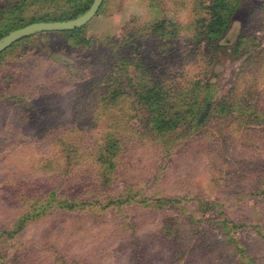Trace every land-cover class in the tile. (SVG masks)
<instances>
[{
  "label": "rangeland",
  "instance_id": "rangeland-1",
  "mask_svg": "<svg viewBox=\"0 0 264 264\" xmlns=\"http://www.w3.org/2000/svg\"><path fill=\"white\" fill-rule=\"evenodd\" d=\"M221 1L105 0L3 53L0 264H264V0ZM91 3L0 0V39Z\"/></svg>",
  "mask_w": 264,
  "mask_h": 264
},
{
  "label": "water",
  "instance_id": "water-1",
  "mask_svg": "<svg viewBox=\"0 0 264 264\" xmlns=\"http://www.w3.org/2000/svg\"><path fill=\"white\" fill-rule=\"evenodd\" d=\"M105 0H94L88 11L80 17L64 22H38L26 25L17 29L2 39H0V57L16 43L39 34L55 32H72L83 29L99 14ZM211 106L208 105L206 110L200 116L199 123L208 115Z\"/></svg>",
  "mask_w": 264,
  "mask_h": 264
},
{
  "label": "trees",
  "instance_id": "trees-1",
  "mask_svg": "<svg viewBox=\"0 0 264 264\" xmlns=\"http://www.w3.org/2000/svg\"><path fill=\"white\" fill-rule=\"evenodd\" d=\"M94 1V0H93ZM93 1L91 0V2L93 3ZM219 1H221V0H219ZM92 3L91 4H89V6L83 11L84 13L83 14H85L87 11H88V9L91 7V5H92ZM215 3H217V2H215ZM221 5H222V1H221ZM221 5H219V6H216V5H214L213 7H214V17H215V20H216V22L218 21L220 24H217V23H214L215 25H217V26H222V25H224V22H223V20H224V16L222 15V13L221 12H219V9H220V7H221ZM82 14V15H83ZM81 15V16H82ZM80 17V16H79ZM69 20H72V19H69ZM69 20H62V19H54V17H51V16H49L48 15V13H44V14H42V20L41 21H37V22H34V23H38V22H64V21H69ZM30 24H33V23H30ZM27 25H29V24H27ZM24 26H26V25H24ZM24 26H21V27H19V28H17V29H20V28H22V27H24ZM17 29H14L13 31H15V30H17ZM82 29H80V30H76V31H72V32H67V33H73V34H77V33H79L80 31H81ZM13 31H11V32H13ZM10 32V33H11ZM55 33H63V32H55ZM9 34V33H8ZM7 34V35H8ZM45 34H54V33H45ZM5 37V36H4ZM3 38V37H2ZM1 38V39H2ZM27 39V38H26ZM25 40V39H24ZM23 41V40H22ZM21 42V41H20ZM19 43V42H18ZM17 44V43H16ZM15 44V45H16ZM14 46V45H13ZM12 46V47H13ZM10 49V48H9ZM7 51V50H6ZM5 51V52H6ZM3 55V54H2ZM1 55V56H2ZM1 58V57H0ZM160 130H162L163 131V129H164V126L162 127V128H159ZM20 228H23V225L20 227Z\"/></svg>",
  "mask_w": 264,
  "mask_h": 264
}]
</instances>
